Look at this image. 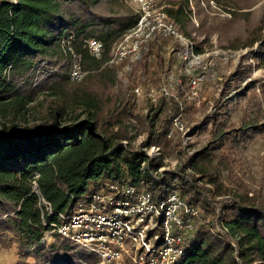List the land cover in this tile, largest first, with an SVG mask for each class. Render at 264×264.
<instances>
[{
	"label": "trees",
	"instance_id": "16d2710c",
	"mask_svg": "<svg viewBox=\"0 0 264 264\" xmlns=\"http://www.w3.org/2000/svg\"><path fill=\"white\" fill-rule=\"evenodd\" d=\"M172 1L177 7L166 8L168 15L190 36L195 27L188 0ZM111 3L0 0V242L15 244L21 258L14 264H28L27 256L34 258L32 264H56L57 255L60 264H96L93 255L52 232L51 224L59 222L58 213H70L80 198L111 182L141 185L157 199L176 191L210 215V225L196 227L175 264H264V200L236 193L221 200L210 197L222 192L213 176L233 167L251 136L264 131V116L243 117L236 126L220 112L203 119L202 127L211 122L205 144L176 168L160 170L172 145L166 130L179 110L177 101L161 98L144 114L135 113L131 92H121L120 97L108 93L117 65H107L96 75L108 80L101 94L87 84L92 71L81 81L68 77L72 57L64 54L62 37L71 35L83 66L98 70L111 44L133 25L137 13L120 14ZM89 38L105 43L101 59L88 53ZM256 53L264 68V36ZM240 70L245 76L250 73L239 64L235 73ZM256 93L264 96V81L249 80L237 103L242 97L254 99ZM39 94L54 100L44 116L35 117L38 124L23 130L7 121L24 119ZM142 133L144 139L135 145L136 134ZM150 146L159 147L160 155H148L145 148ZM205 176L214 190L202 183Z\"/></svg>",
	"mask_w": 264,
	"mask_h": 264
},
{
	"label": "rangeland",
	"instance_id": "374dc122",
	"mask_svg": "<svg viewBox=\"0 0 264 264\" xmlns=\"http://www.w3.org/2000/svg\"><path fill=\"white\" fill-rule=\"evenodd\" d=\"M195 2L196 0H188L187 8V10L190 9V21L195 28L191 30L190 36L180 30L182 35L193 42L195 49L198 42L206 40L196 51L215 48L229 50L225 56H216L214 65L207 70L203 82L199 85L197 96L194 97L189 92L187 79L182 75L183 64L179 61L180 57L178 58L173 52V49L178 47V42L167 37L154 39L153 42L142 48L135 58L127 59L117 66L115 81L108 86V93L112 96L120 97L121 92H131L135 102L134 112L141 115L151 105L146 96V88L158 85L162 71L171 70L182 77L183 86L177 87L174 91L176 97L171 98H174L178 104L181 102L184 105L183 122L189 137L184 142L180 136L171 139L170 149L163 152L165 157L160 170L176 168L205 144L209 137L208 129L211 122L202 127L203 119L209 120L215 113L220 112L227 123H233L236 126L241 123L243 117L252 118L257 113L264 116L262 93H256V97L252 100L242 97L241 102L237 103L241 90L249 80L264 81V68L260 67L259 57L255 56L258 55L256 53L258 43L264 36V0H209V6L205 0H200L199 6ZM172 3V0H159V4L165 9L177 7ZM111 6L123 15H132L137 12L131 0H113ZM200 7L203 10L199 11ZM143 62L146 63L144 64L145 71ZM239 64L241 68L244 65L250 70L248 76H245V72L242 73L241 70L235 73ZM103 67L105 66L92 71L88 78L89 88L97 94L102 93L108 81L105 76H96L105 70ZM240 72L243 74L242 78L238 76ZM136 86L142 89V93L139 95L133 92V88ZM194 99L199 100L200 103L197 107L191 108L189 106L194 105ZM53 100L54 98L51 96L39 94L31 105L33 108L24 119L18 117L7 121L13 122L19 129L25 130L38 124L35 117L44 116ZM75 111L79 112L80 108H76ZM143 139L144 133L136 134L133 143L137 145ZM213 177L216 185L221 186L222 192L211 193L212 199H226L231 193H236L237 195L246 194L258 201H263L264 131L251 136L235 158L233 167L222 170ZM208 178L205 176L202 183L214 190V185L206 183ZM225 189H229L228 194ZM197 208L199 218L196 221V227L201 224L209 226L212 222L210 215L204 213L199 206ZM213 228L220 229L217 225H214ZM49 236L50 234L47 235L48 238ZM18 258L21 256L17 253L14 243L0 242V264H14ZM24 260L28 264L34 262L32 256H27ZM54 261L56 264H60L61 255H57Z\"/></svg>",
	"mask_w": 264,
	"mask_h": 264
},
{
	"label": "built area",
	"instance_id": "2783aa9c",
	"mask_svg": "<svg viewBox=\"0 0 264 264\" xmlns=\"http://www.w3.org/2000/svg\"><path fill=\"white\" fill-rule=\"evenodd\" d=\"M131 2L137 9V17L133 25L111 44L100 67L119 66L127 59L135 58L144 45L158 37L173 38L179 44L173 52L182 60L179 59L183 64L182 75L187 79L189 92L197 96L199 85L214 65L216 56H225L229 50L196 51L193 42L182 35L159 0ZM71 40V35L62 37L60 45L64 54L72 57L68 77L77 82L94 70L83 66L81 56L74 53ZM85 47L91 56L101 59L106 45L101 40L89 38ZM181 86L180 75L164 70L158 85L146 88V96L155 104L159 98L176 97L174 91ZM133 92L139 95L142 89L136 86ZM199 103L194 99V105L189 107H197ZM178 106L166 136L169 139L180 136L184 142L189 137L183 122L184 105L179 102ZM145 151L150 156L160 155L157 146L145 148ZM43 202L50 210V205ZM58 217L60 220L51 224V231L93 255L96 264H175L184 252L186 239L196 229L199 210L176 191L157 199L141 185L105 182L98 191L80 198L70 213H58Z\"/></svg>",
	"mask_w": 264,
	"mask_h": 264
}]
</instances>
